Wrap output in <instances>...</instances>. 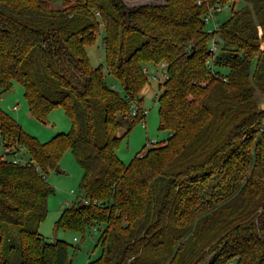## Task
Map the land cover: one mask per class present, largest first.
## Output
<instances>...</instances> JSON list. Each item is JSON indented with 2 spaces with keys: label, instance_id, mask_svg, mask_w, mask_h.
Here are the masks:
<instances>
[{
  "label": "trees",
  "instance_id": "16d2710c",
  "mask_svg": "<svg viewBox=\"0 0 264 264\" xmlns=\"http://www.w3.org/2000/svg\"><path fill=\"white\" fill-rule=\"evenodd\" d=\"M100 26L104 62L92 65L85 45ZM263 26L264 0H0V92L16 80L30 115L61 106L70 119L38 140L0 107V243L16 230L0 264H70V243L38 230L66 149L82 197L54 226L98 230L100 253L84 264H264ZM161 61L168 134L122 161L116 129L144 122L130 101L142 103L144 68Z\"/></svg>",
  "mask_w": 264,
  "mask_h": 264
},
{
  "label": "rangeland",
  "instance_id": "374dc122",
  "mask_svg": "<svg viewBox=\"0 0 264 264\" xmlns=\"http://www.w3.org/2000/svg\"><path fill=\"white\" fill-rule=\"evenodd\" d=\"M127 4L140 2H163L164 0H123ZM55 5V2L52 3ZM229 14V8L226 4L222 5L214 13L215 19L219 22ZM264 29V26H263ZM103 27L100 26L96 38L92 43L86 44L85 49L88 54L90 63L96 65L104 62L105 52L102 44ZM160 75L159 64L157 70L153 65L149 66ZM149 70V71H150ZM151 72V71H150ZM109 82H114L115 88L120 89L119 84L108 73L105 75ZM158 79L148 78L147 83L141 87L144 93L142 106L147 109L142 120H136L130 125L127 118L120 119L116 129L119 135L116 152L122 161L127 162L135 152L140 151L143 146L151 144V139L161 140L168 134L166 128L159 127L158 120V103L156 94L159 91ZM150 86V88H149ZM260 106H264V94L257 93ZM15 105L12 108V105ZM0 107L15 117L26 132L35 136L38 140H46L58 131H67L70 128V119L61 106L51 108L46 115V119L41 121L29 114L26 98L23 93L22 85L13 80L9 88L0 92ZM264 121V118H263ZM3 143L0 139V149ZM81 167L75 160L69 149L62 152L58 162L57 170H49L47 180L53 187L52 192L47 197V212L45 217L39 222L38 230L45 238L53 239L55 237L65 239L69 244L70 264H84L89 258H94L100 253V245L96 244L98 230L87 229L82 236L80 232L72 229L57 228L54 221L59 215L62 207L66 206L65 199L71 203L75 198L82 197V191L79 189L81 178ZM68 203V204H69ZM3 239L0 243V252L9 243L16 241V230L7 225L4 229ZM78 243V245H76ZM4 252V251H3ZM17 256V251L13 250L12 256ZM204 261L201 264H206Z\"/></svg>",
  "mask_w": 264,
  "mask_h": 264
},
{
  "label": "built area",
  "instance_id": "2783aa9c",
  "mask_svg": "<svg viewBox=\"0 0 264 264\" xmlns=\"http://www.w3.org/2000/svg\"><path fill=\"white\" fill-rule=\"evenodd\" d=\"M210 46H211V48H215L214 40L211 41ZM163 62H164V61H161V62L159 63L160 67L164 65ZM144 70L147 72V74H148V78L152 77V78H155V79L161 80L162 77H163V76H159V74H157L156 71H154V70H150L148 66H145ZM149 70H150L151 72H150ZM163 74H164V71L161 69V70H160V75H163ZM130 103H131V104H130L129 111H130L131 113H134V112L136 111V108H137L138 106L141 108V110H142L143 112L146 111V109L142 106V103L140 104L136 98L132 99V100L130 101ZM14 106H15V105L13 104V107H14ZM149 141L152 142L153 139H151V140H149ZM8 150H9V146H8V145H3V146H2V149H0V156H1V157H6V156H8ZM17 158H18V159H19V158L21 159V157H16V156H14V157H12V160H13V161H16ZM64 202H69V201H68L67 199H65Z\"/></svg>",
  "mask_w": 264,
  "mask_h": 264
},
{
  "label": "crops",
  "instance_id": "0c3cea01",
  "mask_svg": "<svg viewBox=\"0 0 264 264\" xmlns=\"http://www.w3.org/2000/svg\"><path fill=\"white\" fill-rule=\"evenodd\" d=\"M58 5V3H55V6H57ZM149 88H150V86H149ZM141 94H143L144 95V93L141 91ZM13 108V107H12ZM147 110V109H146ZM147 112V111H146ZM146 114V113H145ZM145 116V115H144ZM145 123V122H144Z\"/></svg>",
  "mask_w": 264,
  "mask_h": 264
},
{
  "label": "water",
  "instance_id": "95a60500",
  "mask_svg": "<svg viewBox=\"0 0 264 264\" xmlns=\"http://www.w3.org/2000/svg\"><path fill=\"white\" fill-rule=\"evenodd\" d=\"M76 245H78V243H76Z\"/></svg>",
  "mask_w": 264,
  "mask_h": 264
}]
</instances>
